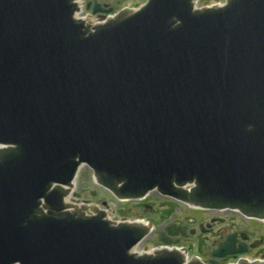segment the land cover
Masks as SVG:
<instances>
[{"label": "water", "instance_id": "obj_1", "mask_svg": "<svg viewBox=\"0 0 264 264\" xmlns=\"http://www.w3.org/2000/svg\"><path fill=\"white\" fill-rule=\"evenodd\" d=\"M89 1L93 30L75 0H0V264H226L248 252L228 234L188 259L152 252L151 235L138 256L149 226L65 197L86 164L120 199L157 190L264 219V0H147L112 17L114 6ZM179 234L175 223L159 240Z\"/></svg>", "mask_w": 264, "mask_h": 264}, {"label": "rangeland", "instance_id": "obj_2", "mask_svg": "<svg viewBox=\"0 0 264 264\" xmlns=\"http://www.w3.org/2000/svg\"><path fill=\"white\" fill-rule=\"evenodd\" d=\"M94 1V0H90ZM100 3L106 2L114 6V11L121 9L122 7L138 8L146 0H98ZM207 1V0H205ZM214 2L217 0H208ZM79 192L83 199H87L94 202H100L102 200H113V196L104 188L95 183L93 179V172L90 168H85L80 172L79 178ZM94 193V194H93ZM137 213L151 221L155 229L165 230L166 225L180 223L188 227L195 228L198 233L197 236L190 235L188 237L179 238L178 246L187 249L190 255L197 254L201 257L205 251L211 252L216 248V240L220 235L224 234V226H228L230 229L244 231L251 234L253 239L263 242L257 244L250 253L244 254V256L250 260L255 258H261L259 253L264 257V221L257 219H247L241 216L240 213L230 211H209L203 209H193L186 204H182L173 201L169 198L162 197L160 194H154L148 197L146 200L140 202L136 206ZM173 210L169 213V210ZM213 215L226 218V223L216 224L215 231L213 233L201 232L199 230V224L210 222V217ZM206 237V239H205ZM154 248L157 247L160 242L158 236L152 235ZM199 253V254H198ZM210 256V255H209ZM262 259V258H261ZM236 262V259L233 261Z\"/></svg>", "mask_w": 264, "mask_h": 264}, {"label": "flooded vegetation", "instance_id": "obj_3", "mask_svg": "<svg viewBox=\"0 0 264 264\" xmlns=\"http://www.w3.org/2000/svg\"><path fill=\"white\" fill-rule=\"evenodd\" d=\"M103 3H106V2H103ZM226 220L227 219L224 217L213 215L210 217V222H206V224H205L206 227L204 226V224H199V230L202 232L201 227H203V228H205V230H207L206 232L213 233L215 231L216 224H218V223L224 224V223H226ZM168 226L169 225H166L165 229ZM186 227L189 230L190 235H194V236L196 235L197 236L198 231L195 228H192V227L190 228L188 226H186ZM192 230H196V232L194 234H192ZM224 231H225V233L220 235L219 238L216 240V242H215L216 247L218 245V241L221 240L223 237H225L228 234H236V237L239 241H242L244 239L245 242L247 243V245L250 247V250L248 253H250L253 250V248H251L253 243L260 244L263 242V239H260V240L253 239L251 234L246 233L244 231L230 229L228 226H224ZM178 238H181V236L179 235ZM205 239H206V237H205ZM256 241H258V242H256ZM209 255H210V253L207 251H205L203 253V256H209ZM260 255L261 254L259 253V256ZM243 257H245V256L244 255H232V256L226 257L225 260L228 262H231V261H234L236 259V262H237L239 259H241Z\"/></svg>", "mask_w": 264, "mask_h": 264}, {"label": "trees", "instance_id": "obj_4", "mask_svg": "<svg viewBox=\"0 0 264 264\" xmlns=\"http://www.w3.org/2000/svg\"><path fill=\"white\" fill-rule=\"evenodd\" d=\"M172 211H173V210L171 209V210H169L168 212H169V213H172ZM198 254H199V253H198Z\"/></svg>", "mask_w": 264, "mask_h": 264}]
</instances>
